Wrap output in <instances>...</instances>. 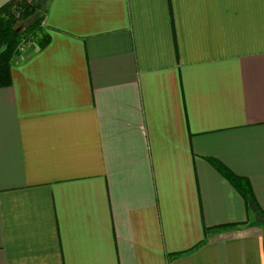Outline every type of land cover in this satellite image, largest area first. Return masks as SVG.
Segmentation results:
<instances>
[{"label":"crops","instance_id":"obj_1","mask_svg":"<svg viewBox=\"0 0 264 264\" xmlns=\"http://www.w3.org/2000/svg\"><path fill=\"white\" fill-rule=\"evenodd\" d=\"M36 1L47 43L0 87V264H264L207 159L264 211V0Z\"/></svg>","mask_w":264,"mask_h":264},{"label":"trees","instance_id":"obj_2","mask_svg":"<svg viewBox=\"0 0 264 264\" xmlns=\"http://www.w3.org/2000/svg\"><path fill=\"white\" fill-rule=\"evenodd\" d=\"M35 1L8 0L0 6V87L7 86L11 82V60L19 53L18 46L23 38L35 39L40 48L47 43V35L42 31L41 26L45 9H42ZM18 21H23V27L15 31ZM207 159L242 195L247 207L255 208L264 217V211L255 200L249 180L235 174L219 160Z\"/></svg>","mask_w":264,"mask_h":264},{"label":"rangeland","instance_id":"obj_3","mask_svg":"<svg viewBox=\"0 0 264 264\" xmlns=\"http://www.w3.org/2000/svg\"><path fill=\"white\" fill-rule=\"evenodd\" d=\"M42 9H44V7H43V5L41 4L42 2L40 1L39 3L37 2V1H35ZM20 24H23V21H18L17 22V25H20ZM41 26H42V23H41ZM35 41V39H33V38H31V39H28L27 41L28 42H26L25 44V48L27 47V46H29L30 44H32L34 41Z\"/></svg>","mask_w":264,"mask_h":264},{"label":"built area","instance_id":"obj_4","mask_svg":"<svg viewBox=\"0 0 264 264\" xmlns=\"http://www.w3.org/2000/svg\"><path fill=\"white\" fill-rule=\"evenodd\" d=\"M28 39H26V38H23L22 40H21V42L19 43V46H18V50H19V52H22V51H24V49H25V43L26 42H28L27 41Z\"/></svg>","mask_w":264,"mask_h":264},{"label":"water","instance_id":"obj_5","mask_svg":"<svg viewBox=\"0 0 264 264\" xmlns=\"http://www.w3.org/2000/svg\"><path fill=\"white\" fill-rule=\"evenodd\" d=\"M22 27H23V24L18 25V26L16 27L15 31H19ZM261 223H262V225L264 226V217H262V219H261Z\"/></svg>","mask_w":264,"mask_h":264}]
</instances>
